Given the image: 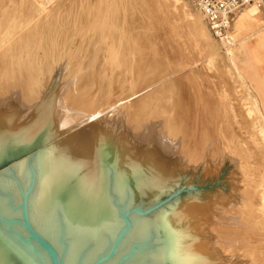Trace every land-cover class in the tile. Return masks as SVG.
<instances>
[{
    "label": "rangeland",
    "instance_id": "374dc122",
    "mask_svg": "<svg viewBox=\"0 0 264 264\" xmlns=\"http://www.w3.org/2000/svg\"><path fill=\"white\" fill-rule=\"evenodd\" d=\"M98 1L99 0H97V2H96V0H28V1L26 0V2H25L24 0H7V1L6 0H0V6L2 5L0 7V10L2 9L1 13H0V15H1L0 16V22L3 19L5 21L9 20L11 23V25H10V23H9V25L11 27L13 25H14L13 27H16V25H20L19 23H21L22 19L27 20L28 15L33 14V12L37 13V10L42 9V7H45L47 9H49V12H48L49 14L48 13L46 14V12H45L44 15H43V13L39 16L36 15L35 18L37 20L33 16L32 17L34 19L33 21L36 20L35 25L38 28V30L41 29L40 32L44 31L47 27H49V25L52 26V22L54 20H56V21H54L55 23L53 22V25H55V26L61 25V28H63L62 29L63 32L60 30V33H62V34H60L59 36L61 38L63 37L64 39L62 38V40L59 42V41H56L58 39L56 37L55 43H57V44H54L55 48H61V46L64 44L62 47V51L66 52V53H69L71 51L70 53L75 52V54H77L78 51H80L79 52V54H80L81 50L83 49L82 53H81L82 55L81 54L80 55L77 54V55H79L81 57H83V56L85 57L87 55L88 58L90 55L94 54L93 53L94 51L92 52L93 48L96 51L95 54L97 52L99 54L100 52L102 53V52L106 51L107 53L104 52L102 54L112 55L111 57H114V58H110V60H111V62H114L112 64H117V65H118V63H120L119 57L122 58L124 55L127 57V54H128V56H132V58H134V59L136 57L138 59L140 54L144 53V52L142 53V50L138 48L139 46L142 48V45H138L136 43V45H138V47L134 48L132 46L133 44H135V42L132 43L131 46L134 48L136 53L134 52V50H132L133 48L130 46H129V49H127L126 46L130 45V44H127V43H129V39H128V41H126V46L124 49H126L127 51L129 50V51L127 52V54H124V55L122 53L121 54V56L123 55L122 57L119 56L121 52L125 51V50H122L124 47V43H122V42H123V40L125 42V39L122 37L124 34L123 30L119 29L121 26L123 27L126 23H127V25L129 23L134 24V22H135L134 27H136L135 29H138V31L137 30H135V31H137V32L142 31L141 32L142 35L143 34L144 35L150 34L149 36H151V34H153V32L155 31V34H153L154 36L152 35L151 37H155V39L158 38V40L160 41V43H158L157 47L162 52V62L159 63L158 65L154 64V61L159 60V56L157 55L156 56L157 59H156V57L154 56V55H156V53L151 51L149 53V55H150L149 58H151L153 61H152V64L151 63L148 64V68H143V71H139L138 69H136V71L133 70L132 72H130V74H132V75L130 76V74H129V76L131 77L132 80L130 79V77L127 78L128 77L127 75H125V76L120 75V79L123 77L121 80L119 79L122 84L124 83V81L128 80L126 82L129 85L131 82H133L136 79V81H134L131 84L132 86L131 85L129 86L130 89L128 88V85L125 84L126 82L124 83L126 86H123L121 88L122 84L120 83L121 84V86H120V84H119L120 81L118 80V77H119L118 76L117 77L118 81H116L117 82L116 84H119V86L116 87V84L114 82V85H115L114 87L117 90L114 94H117L116 95L117 97L113 93H110V94L107 93V94H108V96L113 94L114 99H112V100H114L115 102H117V100H119L118 99V97L120 96L119 93L121 94V97L122 96L124 97V99L131 97L132 99L128 100V101H130V103L127 100H125L124 105H126V106L129 104L132 105L136 100L141 99L142 97L146 96L147 95L146 93L150 94V93H152L153 90H154L153 92L156 93L157 92L156 89H158V88H160V90L158 89L160 92H157V94L159 93V95H160L163 93L164 95L165 94L170 95V97L165 95L167 99L169 98V101L172 100V102H176L178 99L177 97H179V100L177 101L178 104L176 105L177 111L175 108H173V113H174V111L178 112V113H179V111L180 112L186 111V114H189V118L191 117L190 120H189V118L184 119L187 121V123L185 121V125L183 124L184 120H182L183 125L180 123L182 125V126L179 125L180 128H182L180 130V135H184V133L186 134V130L190 129L191 133L194 134V136L196 138V142L193 145H191L189 152L185 153V155H182V159H183L184 163H182V165L178 167L177 171L175 172L176 175L162 179L163 182H166L168 180H172L173 181L172 184L162 185L163 187H161L159 189L156 188L153 191L149 185H139V184L135 183L136 181H132L131 177H130L131 174H129L131 171L125 173L126 170H124V169H122V170L116 169L115 174H116L117 186H118L119 193L121 195H123L124 186L126 183H128L132 189L133 204L137 203L140 199H142L143 200L142 204L147 208L152 203H154L155 201L160 199L161 197L168 195L175 190H182V189H186V188H190V187H202V186L217 185L214 187L213 191L211 192V194L209 195L208 198H206L205 200L200 199V200H203L204 203L202 201H198L199 199L193 198V199L186 200V201L182 202L181 208H177V209L169 208V209H165V210L161 211L160 223H161L162 228L164 227V223H166L167 219H169V221H175L178 218L177 212L181 211L182 208L184 209L185 205L190 204L191 202H194L195 200L197 202H200L199 204H201V205H207V204H210L211 202H213L214 204H218V203L226 201V202H228V203H225L226 206H223V207L219 206V207H217V208L215 207V208L217 209V213H220L221 211L226 212L229 216H227V214H226L225 217H227L228 220H230V221H227V219L225 218L224 220L226 222L225 221L224 222L226 224H225V226L223 225L224 227L213 226V228H212L211 222L208 223L206 221V223H204V224H206V226L203 225L204 226L203 229L204 230L206 229V233H203V232H205L204 230L199 231V233L202 232V235L205 234V235H203V236L201 235V236L203 237V239H205V242L207 240L206 244H209L211 246V248H210L211 250H213L212 248L216 249V251L213 250L215 252V254H217L218 251L219 252L221 251V249H217V248H224L226 244L228 245L230 243L229 246L225 247L226 249H222V253L217 254V256H219V258L221 260H223V262L225 261L224 264L225 263L231 264L232 261H233L232 264H234V263H236V264H240V263L241 264H264V185H263V183H264V175H263L264 174V168H263L264 167V133L261 131L262 126L264 127V71H263L264 70V45L258 44L256 41L258 38L264 36V8H260L256 4L252 3V4H249L245 7H243L240 10V12L237 13V15L235 17V21H234V30H233V33H231V37L233 38L231 41V42H233V44L231 45V44H227V43H221L219 40H217L211 34L209 27H208V24H207L206 20L204 19L203 15L194 7V5L189 0H179V2L176 4L177 6L175 5V0H159V1L158 0H102V1L100 0L99 2ZM5 3H7V4H5ZM73 3H74V5H73ZM111 3H113L112 4L113 6H111ZM14 4H16V5H14ZM87 4H90V5H87ZM121 4H122V6H121ZM39 5L41 6V8L39 7ZM15 6H17L18 8L17 9L14 8V10H13V7H15ZM26 6H29V7H26ZM33 6L37 7V8L35 7L36 12L34 11ZM80 6H81V8H80ZM8 7H9V9H8ZM85 7H87V8H85ZM112 7L114 9H112ZM123 7H126L127 10ZM22 8H24L25 11ZM56 8H57V10H56ZM101 8H102V11H101ZM119 8L120 9L122 8V9L118 10ZM7 9L10 12L9 14L7 13ZM20 9H22L23 11ZM32 9H33V11H32ZM103 9H105V10H103ZM106 9H108V11ZM109 9H110L109 14H111V15L108 14ZM111 9H112V11H111ZM124 9H125V11H124ZM27 10H29L30 13ZM71 10H73L74 14L72 13ZM114 10H115V16L117 15L116 17L118 19L113 15ZM117 10H118V14H120V15L116 14ZM187 10H188V12H187ZM69 11H70V13H69ZM92 11H94V14H92L93 13ZM104 11L105 12L107 11L106 14ZM121 11H122V13H121ZM251 11H258L259 12V14L257 16H255L258 27H250L248 29H240V27L238 26L239 17L243 13H245V12L251 13ZM27 12H28V14H27ZM50 12H52V13H50ZM96 12H97V18H95ZM100 12H101V14H100ZM182 12H183V14H182ZM67 14H68V16H67ZM9 15L14 16L11 18V20L13 19V24L9 18L10 17ZM2 16H4V18ZM16 16H18V17H16ZM45 16H46V18H45ZM70 16H72L71 19H70ZM86 16H88V17L86 18ZM109 16H111V18ZM6 17H7V19H6ZM25 17H26V19H24ZM32 17H30L29 19H31ZM42 17L44 18V20ZM50 17L52 18V22H51ZM53 17L55 18L54 20H53ZM65 17L68 19H66ZM89 17H91V18L94 17L95 19L92 18V20H89V19H91ZM58 18H60V20ZM119 18H120V20H119ZM17 19H18V21H17ZM48 19H49V21H47ZM62 19H63V21H62ZM78 19H80V21ZM113 19H114V23H116V24L118 23L117 27L122 22L118 28V32L120 31V34L116 33V31L113 30L114 28H115V30L117 29V27L115 26L116 24L113 25L114 24L112 22ZM4 20H3V22L5 23ZM23 20H22V22H23ZM86 20H87V22H86ZM197 20H200V21H197ZM30 21H32V19ZM60 22H61V24H60ZM96 22H97V24H96ZM1 23H0V25H3ZM7 23H8V21L4 25H6ZM93 23H94V26H93ZM109 23H111V25H113L115 27L113 28L112 26H110ZM62 24H65L67 26L70 25L71 27L67 28V26L65 27V25H62ZM104 24H105V26H104ZM141 25H143L142 26V27H144L143 29H139V27H137V26H141ZM62 26H64L65 28ZM89 26H90V28H88ZM97 26H98V29H97ZM128 26L130 28L132 27L131 25H128ZM78 27H79L80 31H79ZM91 27H92V29H91ZM93 27H94V30H96V31L93 30ZM70 28L73 30H71ZM108 28H112V29L109 30ZM4 29H6V28L4 27ZM4 29H3V32L5 31ZM68 29L71 31V33H69L70 31H68ZM131 29L133 30L134 28L132 27ZM197 29H198V31H197ZM199 29H200V31H199ZM64 30L67 31V33H65ZM103 30H106L107 32L106 31L102 32ZM73 31H74V33H73ZM84 31H85V33H84ZM99 31L101 32V34ZM135 31L134 32L131 31V33L135 34ZM93 32L96 36L97 35L98 36L96 37L93 34ZM113 32H115V35ZM197 32H199V33H197ZM86 33H87V35L89 34V36H87V39H88V37L89 38L93 37L96 39H98L100 37V40L99 39L98 40H99V42L102 41L101 43H104L103 41L106 42L109 39L106 42L107 45L116 36V34L118 36L116 38L120 39L121 41L117 42L115 39L116 43H114L113 48L115 46L117 48L116 47L114 48V53H113V49L111 51L110 50L111 48H107L106 44L102 45V47H105L107 50L105 48H102V47H100V49H97V48H99L98 47L99 45L94 46V45H96V43H93V44L88 46L87 43L82 42L86 39V37H85ZM103 33H105V35H107V36H105V35L103 36ZM253 33H255V34H253ZM258 33H260V35ZM63 34H65L66 36ZM204 34L206 36H204ZM40 36H41V39L39 38ZM40 36L39 37L37 36L36 39H38V40L40 39L39 43L46 45V44H44L45 42L42 41V39L44 37L43 32L41 33ZM56 36H58V35H56ZM68 36H69L68 41H70V42L65 40ZM160 36H161V38H160ZM60 37L58 40L61 39ZM84 37H85V39H84ZM111 37H113V38H111ZM122 38H123V40H122ZM38 40H36V41H38ZM63 40H64V42L66 41L67 44L71 43L70 45L69 44L68 45L70 46L69 50H70V48L72 50H70V51L66 50L65 51L66 42L60 44ZM246 40H248V41H246ZM42 42H44V43H42ZM72 42H73V44H72ZM130 42H131V40H130ZM81 43H82V45H81ZM101 43H100V45H101ZM118 43H120L122 45H119ZM41 44H39V46H41L40 49H42V46H43ZM76 46H78L79 49ZM121 46H122V48H121ZM88 47H90L92 49H90V48L88 49ZM241 47H242V51H238V49L236 50V48H241ZM101 48L103 49V51L101 50ZM49 49H51V48H49ZM120 49H121V52H120ZM143 49H144L143 51L146 50V48H144V47H143ZM169 49H171V50H169ZM99 50H101V51L99 52ZM108 50L111 51L113 54L109 53ZM130 51H131V53H130ZM83 52H84V54H83ZM125 53H126V51H125ZM133 53H134V55H132ZM98 54H96L97 57H96V55L93 57H96V59H97ZM105 55H103V56L107 57V55L106 56ZM136 55H139V56H136ZM145 55H146V53L143 54V56H145ZM99 56H102V55H99ZM103 56L101 59H104ZM143 56L141 55V57H139V58H142ZM89 59H91V56ZM96 59H94L95 62H96ZM101 61H99V62H101ZM97 62H98V60H97ZM103 62L104 61H102L101 63L103 64ZM133 63H136V62H133ZM137 64H138L137 66H139L140 63L137 62ZM134 66H136V65H134ZM137 66H136V68H137ZM164 73H167V75L169 74L167 76L168 79H166V75ZM141 74H142V76L140 77ZM148 74H150V75H148ZM162 74H163V76H162ZM125 77L127 79H125ZM153 78L158 79V81L160 82V83L158 82L159 85L157 82L155 84V81H157V79L154 80ZM165 79L168 80L167 82H169V84H171V86H169L168 83L165 82L166 81ZM122 80H124V81H122ZM141 80H142V83H141ZM153 80H154L153 84L157 85V86L153 85L154 88L152 87V83H151ZM129 81H131V82H129ZM148 81L150 83H148ZM139 82L141 83V85L142 84L143 85L141 86ZM161 82H162V85H160ZM163 83L166 86H164ZM146 84L147 85L151 84V86L147 87L148 89L146 88L145 91L143 92L142 91L144 89L143 87L147 86ZM118 87H119V89L121 88L120 90H123V92L121 91L122 93L119 91ZM123 88H126V90L124 91ZM131 88H132V90H131ZM167 88H168V90H167ZM161 89H163V90H161ZM134 91L138 92L137 93L138 95H136V94H134V96H131L132 94L129 95L131 92L134 93ZM140 91H141V93H140ZM124 92H125V96L123 94ZM126 93H127V97H126ZM11 95H13V94H10V98H11ZM128 95L130 97H128ZM7 96H9V95H7ZM175 96L177 99L174 98ZM123 97L120 98V100H122V101L119 100L120 104L118 102V103H116L118 105H115L116 111L118 109H120V113H121V111H123V110H121V109H123V108H121L122 107L121 103L124 100ZM0 98L2 99L1 96H0ZM171 98H173L174 100ZM11 100L14 101V98H12ZM65 100L67 101V98ZM13 101H11V102H13ZM68 101H69V99H68ZM69 102H71V101H69ZM126 102H127V104H126ZM0 104H1V100H0ZM179 104H180V107H179ZM133 106L134 105H132V107ZM113 108H114V106L109 109V110H114V111L110 112L111 115L115 113V109H113ZM129 110H130V108H125L124 112L127 114ZM139 110L140 109H138V108H136L135 110H134V108H132L131 111H129L130 113H128L129 114L128 117H130V115L132 114L133 116L131 115V120L134 121V118L137 117V115H138L137 113L139 112ZM124 112H122L121 114L124 115L125 114ZM132 112L133 113L136 112L137 115L135 113L133 114ZM120 113L118 112L117 117L119 115L118 121L121 124L117 120H113V125H111V127H109V128L103 127V130H105V129L109 130V131L106 130L107 132L106 131H104V132L109 133L111 135V137H113L111 139L114 140L115 145L118 144V142H116L117 140L121 141V140L125 139L127 142L123 141L124 144L119 142L118 148H120L121 147L120 144H122V146L124 145V148L126 147V149H127L128 146H131L133 144V143L132 144H130V143L134 142V141H128V140H135V139H129V135H126V133L128 132V129L125 128L126 127L125 124H126V121L128 120V117L126 115V117H125L126 119H125L121 116ZM183 113H185V112H183ZM108 115H110V114L108 113ZM134 115L136 117H134ZM101 116H103V114H99L98 116L93 117V119L91 118L92 120L90 118H89L90 120L87 119L86 122L85 121H84V123L82 122V124L80 126L77 125L76 127H73V129L70 130L69 132H67V134L63 133V135L61 134L60 136L56 137V139H54V141L58 142V139L60 140V138L62 136L65 138L66 136L68 137V136L73 135L79 128H82L83 126H86V125L87 126L90 125L91 123L95 122ZM120 116L123 119V121L126 120L125 124L120 121L121 120ZM132 117H133V119H132ZM115 119H117V118H115ZM23 120H24V118L22 119V121ZM115 122H116V126L114 124ZM4 124L5 123H3V125ZM3 125H2V123H0V126L3 127ZM120 125H121V127H120ZM110 128H111V130H110ZM179 129L176 130L177 133L179 132ZM103 130H102V132H103ZM37 131H39V129L32 132L33 135ZM124 133H125V135H124ZM121 134H122V136H121ZM6 136H11L13 140L10 143H8L6 141H2V143L0 144V151L7 150L11 146L21 145L24 142L29 143L30 137L27 138V136H32V134L30 133V134H27V136H19V135L15 134L14 132H6L0 136V140H1V138L3 140ZM127 136H128V138H125ZM116 137H118V138L116 139ZM130 137L134 138V136L133 137L130 136ZM137 140H135V141H137ZM176 140H178V142H180L183 139L177 138ZM128 142H129V145H128ZM137 142L141 143L140 141H137ZM174 142L175 141H172V143L176 145L177 142H175V143ZM41 147H44V146L42 145ZM41 147L38 146L36 148H33L24 158L35 153L36 151L39 152ZM124 148H123V150H124ZM128 150H129V148H128ZM120 151H121V149H120ZM135 154H137L136 158H138L139 156L140 157L142 156L138 152H135ZM132 160H130V161L134 162ZM16 162H17V160L6 159L5 161H3L0 164V171H2L4 169H6L7 167L15 164ZM133 166H135V164H133ZM258 174H259V176L261 175V179L263 181H261ZM255 175H257L256 179H259V181L262 182L261 184L259 183L261 186L257 185L258 183L256 185L254 183L252 184V177H254ZM232 180H233V182H234V180L238 181L237 182L238 185H233ZM40 182H41V180L39 179V184L37 187L35 200L39 194L38 192H39L40 188H42V185H40ZM103 186H104V188H103L104 193L103 194H105V197H106L105 199L107 200L105 203L107 206L103 209V211H107V209L109 208L110 213H108L106 215V217H107L106 220L113 222V208H112L111 203H110L109 198H108L107 185H103ZM221 194H223V195H221ZM206 200H208V202H206ZM232 202H233V205H231ZM229 204L231 205V207ZM35 206H36V204H35ZM207 211L210 212L211 210H207ZM208 214H210V213H208ZM181 215H182V218H184V219L190 218V217H187L186 214H181ZM199 218L203 219L204 217L200 216ZM233 220L236 222L235 224L237 226L235 224L233 225V222H234ZM227 222L230 223V226H226V225H229ZM214 223L215 222H213V225H214ZM232 226H235V227H232ZM207 227H209L210 229L207 230ZM214 228H216L217 230ZM200 230H202V229H200ZM209 230H212V231H209ZM207 231H209V232L207 233ZM211 233H214L215 235L217 234L219 237H215V235L213 234L214 235L213 236ZM220 236H222L225 239H229L230 242L228 240H225V239H224L225 242L222 241L223 238ZM210 237H211V239H210ZM241 237H242V239H241ZM212 239L214 242L211 241ZM233 239H234V241H233ZM237 240H239V241H237ZM212 243L214 244L215 247L212 245ZM209 245H207V246H209ZM222 246H224V247H222ZM229 248H230V250H229ZM236 248H238V249L240 248V249L238 250ZM224 250H225V252L229 251V252H227V254H228L227 257H225L226 253L224 256V252H223ZM230 252H232V253H230ZM220 254L223 255V257L222 256L220 257ZM236 254H238V255H236ZM229 255L234 256V258H236V259L232 260L231 256H229ZM228 257H230L231 259ZM239 258H241V259H239ZM227 259L231 260V261H228ZM236 260H238L237 261L238 263L236 262Z\"/></svg>",
    "mask_w": 264,
    "mask_h": 264
},
{
    "label": "bare ground",
    "instance_id": "6f19581e",
    "mask_svg": "<svg viewBox=\"0 0 264 264\" xmlns=\"http://www.w3.org/2000/svg\"><path fill=\"white\" fill-rule=\"evenodd\" d=\"M24 1L26 2V0H24ZM96 2H97V0H96ZM178 2H179V0H175V5ZM113 3H111V6H113L112 5ZM5 4H7V3H5ZM14 5H16V4H14ZM73 5H74V3H73ZM87 5H90V4H87ZM121 6H122V4H121ZM26 7H29V6H26ZM35 7H34V11L36 12ZM39 7L41 8L40 5H39ZM14 8L17 9L18 7L17 6L13 7V10H14ZM80 8H81V6H80ZM85 8H87V7H85ZM123 8H125L127 10L126 7H123ZM8 9H9V7H8ZM8 9H7V13L9 14L10 12L8 11ZM22 9H24V8H22ZM22 9H20V10H22ZM112 9H114V8L112 7ZM112 9H111V11H112ZM121 9L119 8L118 10H121ZM125 9H124V11H125ZM1 10H0V13H1ZM56 10H57V8H56ZM103 10H105V9H103ZM106 10L108 11V9H106ZM118 10L116 11L117 12L116 14H118ZM24 11H25V9H24ZM27 11H29V10H27ZM32 11H33V9H32ZM71 11L73 13V10H71ZM94 11H92L93 12L92 14H94ZM101 11H102V8H101ZM122 11H121V13H122ZM45 12L47 14L49 12V9L42 7V9L37 10V13L33 12V14L28 15L27 20L22 19L23 22L21 20V23H19L20 25H16V27H13L14 25L11 27L10 26L11 23L9 20H7L8 25L7 24L4 25L7 22L3 19L5 15L2 16L3 18L1 17L5 21V23L3 22V20L1 21L2 23L0 22L1 24H3V25H0V94H1L0 96L2 97V99L0 98V100H1L0 123H2V125H3V123H5V124L3 125V127L0 126V136L6 132H14L15 134H17L19 136H27V134L31 133L32 136H27V138L30 137L29 143L24 142L21 145L11 146L7 150L0 151V164L3 161H5L6 159L17 160V162L15 163V166H16L17 171L20 174L25 169V159L26 158H24V157L33 148H36L38 146L41 147L43 145L44 147H41L39 152H38L39 168H40L39 179L41 180L40 185H42V188H40V190L38 192L39 194L35 200V202H36L35 203L36 206L34 207L35 215L38 217H43L47 213L48 209L50 208V206L52 205L54 200L59 199L60 202L65 206L66 215L69 217L71 222L82 224V225H87V226H92L97 221H99L101 218L107 219L106 215L108 213H110L109 208L107 209V211H103V209L107 206L105 204L107 200L105 199L106 198L105 194H103L104 193L103 192V188H104L103 185H107V173L109 170L107 163H109L113 167L115 172H116V169L117 170L118 169L119 170L124 169V170H126L125 173L131 171L129 174H131L130 177H131L132 181H136L135 183L139 184V185H149L152 188V190L154 191V189H156V188L159 189V188L163 187L162 185L172 184V182H173L172 180H168L166 182H163L162 179L176 175L175 172L177 171L178 167L181 166L182 163H184L183 159H182V155H185V153L190 151L191 145H193L196 142V138H195L194 134L191 133L190 129L186 130V134L184 133V135H180V130L182 128H180L179 125L182 124V120H184L185 118H189V114H186V111H182V112L179 111V113L174 111V113H173V108L176 109V105L178 104L177 101L179 100V97H177L178 99L176 98V96L174 97L177 99L176 102H172L171 99H173V98H171L170 99L171 101H169V98L167 99L166 96L170 97V95L165 94L166 95L165 96L162 92H161L162 94H160V95H159V93L157 94V92H160L159 91L160 88H158L159 90L155 88L157 91L156 93H154L153 92L154 90H153L152 93H150V94L146 93L147 95L146 96L143 95L144 97L141 96L142 97L141 99L136 100L132 104L135 107L134 106L132 107V105H130V104L126 106V105H124V103H125V100L128 101L129 99H132L129 95H131V94H132L131 96H134V94L138 95L137 94L138 92H136V91H134V93L131 92L128 95V97H130V98L124 99V97L122 96L124 100L121 103V106H122L121 108H123V109H121V110H123V111H121V113L124 112L125 108H130L129 111H131L132 108H134V110L136 108L140 109L139 112L137 111L138 115L136 114V112H134L137 115V117L134 115V117H136V118H134V121L131 120L132 114L130 115V117H128V115H129L128 113H130L129 111L127 114L124 112L125 114L122 115L120 113V109H118L117 111L115 109V105H118L116 103L119 102V104H120V101H122V100H120V98H122V97H121V94L119 92L118 93L120 96L118 95L119 96L118 99L120 101L117 99H116L117 102L112 100V99H114L113 94L117 91L116 88L114 87L115 86L114 82H115V84L117 83L116 81H118L120 79V75L121 76L127 75L128 77L127 76L126 77L129 78L132 75V74H130V72H132L133 70L136 71V69H138L139 71H143V68H148V64H150V63L152 64V61H153L151 58H149V56H150L149 53L151 51L156 53V55H154L155 57L157 55L159 56V60L154 61V64L158 65L159 63L162 62V52L157 47L158 43H160V41L158 40V38L155 39V37H151L153 34H155V31L154 32L152 31L153 34H151V36H149L150 34L149 35L148 34L142 35V33H141L142 31L137 32L138 29H135L136 28V27H134L135 22H134V24H130V23L128 24L134 28L132 30L131 29L132 27L130 28L126 22H125L126 24L123 27L121 26L119 28V26L121 25L122 22L120 23L118 21L120 24L117 27L118 23L117 24L114 23V19H113V21H112L114 23L113 25L116 24L115 26L117 27V29L115 30V28H114L115 26L111 25L112 22L109 23L110 26H112L114 28L113 30L116 31V33H118V34H120V31L118 32V28L120 30H123V32H124L123 36L121 35L125 39V42H124V40L122 38V40H123L122 43H124V47L122 50H125L126 53H125V51L121 52V49H120L121 53L119 56H121L122 53H123V55L127 54V52L129 51V50L127 51L126 49H124L126 46V41H128V39H129V43H127V44H130V45L126 46L127 49H129V46L130 47L133 46L134 48H136V47H138V45H142V48L140 46L138 48L142 50V53L143 52L146 53L145 56H143L144 53L140 54V56L136 55L139 57H141V55L143 56L142 58L138 57V59L136 57L134 59V58H132V56H128V54H127V57L125 55L124 56L122 55L123 57L122 56H121L122 58L119 57L120 63H118V65H117V64H112V63H114V62H111V60H110V58H114V57H111L112 55L106 54L107 57H104L103 55H105V54H102V53H104L106 51H104L102 53L100 52L101 50L103 51L102 48H105V47H102V45L106 44V47L111 48L110 49L111 51L113 49V53H114V48L116 47L115 46L113 48L114 43H116V41L117 42L121 41L120 39L116 38V37H118L117 34L114 38L111 37L113 39L112 40L110 39L111 41L107 45L106 42L109 39L106 42L103 41L104 43H101L102 41L99 42L100 37L98 38L99 40L96 38H93V37H90V38L88 37V39H87V36H89V34L87 35V33H86V35H85L86 39L84 37L85 40L82 42L87 43L88 46L93 44V43H96V45H94V46L99 45L98 46L99 48H97V49H100V47H102L101 50H99L100 53L99 54H98V52L96 53V54H98V58L100 57L99 58L100 60L98 58L96 59L97 55L95 54L96 51L94 48L92 49V48L88 47V49L89 48L92 49V52L94 51L93 53L96 55V57H93L95 55L92 53L93 55H90L91 59H89L90 56L88 58L87 55L85 57L79 56L82 53L83 49L81 50L80 54H79L80 51H78V53L76 52L79 55L75 54V52L70 53L71 52L70 50H72V49L70 48V50H69V47H70L69 45L71 43H68L69 44L68 45L66 41H65L66 42L65 45L67 47L65 46V51L69 50L70 54L62 51V47L64 44L61 46V48H55L54 44H57V43H55V38L57 37L59 39V37H60L59 35L62 34V33H60V30L62 31V29H63V28H61V25H59V26L53 25V22L56 21V20H54L55 16L53 17V20H54L53 22H52V18L50 17L51 22H52V26L49 25V27H47L44 31H42L44 34L42 41L45 42V43L44 42H42V43H44L46 45L39 43L40 39H41L40 35L42 32H40L41 29L39 28L40 30H38V28L35 25L36 20H37L35 18V16L36 15L39 16L42 13L44 15ZM97 12L95 13L96 14L95 18H97ZM106 12H105V14H106ZM187 12H188V10H187ZM29 13H30V11H29ZM50 13H52V12H50ZM69 13H70V11H69ZM109 13H110V9H109L108 14ZM27 14H28V12H27ZM100 14H101V12H100ZM182 14H183V12H182ZM258 14H259L258 11H251V13L250 12L249 13L248 12L243 13L238 19V26L240 27V29H248L250 27H258L256 17H255ZM109 15H111V14H109ZM113 15L115 16V10H114ZM118 15H120V14H118ZM32 16L36 19L35 21H33L34 19ZM46 16H45V18H46ZM67 16H68V14H67ZM72 16H70V19L72 18ZM12 17H14V16L11 15L9 17L10 20ZM16 17H18V16H16ZM30 17H32L31 18L32 21H30L31 20V19H29ZM87 17L88 16H86V18ZM109 17L111 18V16H109ZM89 18H91V17H89ZM92 18H94V17H92ZM92 18L89 20H92ZM6 19H7V17H6ZM18 19H17V21H18ZM24 19H26V17ZM58 19L60 20V18H58ZM66 19H68V18H66ZM43 20H44V18H43ZM78 20L80 21V19H78ZM119 20H120V18H119ZM47 21H49V19ZM62 21H63V19H62ZM197 21H200V20H197ZM11 22L13 24V19L11 20ZM86 22H87V20H86ZM9 23H10V25H9ZM60 24H61V22H60ZM65 24H62V25H65ZM96 24H97V22H96ZM66 26L67 25H65V27ZM93 26H94V23H93ZM104 26H105V24H104ZM142 26L143 25L137 26V27H139V29H143L144 27H142ZM4 27L6 29H4ZM62 27H64V26H62ZM69 27H71V26L70 25L67 26V28H69ZM88 28H90V26ZM3 29L5 30L4 32H3ZM78 29H79V27H78ZM91 29H92V27H91ZM97 29H98V26H97ZM108 29L111 30L112 28H108ZM71 30H73V29H71ZM93 30H94V27H93ZM135 30H137V31H135ZM68 31H70V30L68 29ZM79 31H80V29H79ZM94 31H96V30H94ZM104 31H106V30H103L102 32H104ZM131 31H133V32L135 31V34L131 33ZM197 31H198V29H197ZM199 31H200V29H199ZM65 33H67V31H65ZM69 33H71V31ZM73 33H74V31H73ZM84 33H85V31H84ZM113 33L115 35V32H113ZM197 33H199V32H197ZM93 34H94V32H93ZM100 34H101V32H100ZM253 34H255V33H253ZM258 34L260 35V33H258ZM56 35H58V36H56ZM63 35H65V34H63ZM104 35H105V33H103V36ZM37 36L38 37L40 36L39 40L36 39ZM69 36L65 40L68 41ZM105 36H107V35H105ZM204 36H206V35L204 34ZM62 38L60 40L57 39L56 41L60 42L62 40ZM160 38H161V36H160ZM115 39H116V41H115ZM36 40H38V41H36ZM130 40H131V42H130ZM248 40H246V41H248ZM256 41L258 44L264 45V36L258 38ZM65 42L63 40L60 44L65 43ZM68 42H70V41H68ZM134 42H135V44H133L131 46V44ZM38 43L43 45L42 46L43 50L40 49L41 46H39ZM100 43H101V45H100ZM136 43L138 45H136ZM72 44H73V42H72ZM118 44L122 45L120 43H118ZM230 44L232 45L233 42H231ZM81 45H82V43H81ZM76 47L79 49L78 46H76ZM143 47L146 48L145 51H143L144 50ZM49 48H51V49H49ZM121 48H122V46H121ZM134 48L132 50H134ZM237 49H238V51H242V47L236 48V50ZM169 50H171V49H169ZM111 51H109V53H112ZM134 52H135V50H134ZM130 53H131V51H130ZM83 54H84V52H83ZM99 55H102L104 57V59H101L102 56H99ZM132 55H134V53ZM94 59H96V62ZM156 59H157V57H156ZM97 60H98V62H97ZM101 60L104 61L103 64L101 63L102 62ZM99 61H101V62H99ZM133 62H136V63H133ZM137 62L140 63L139 66H137L138 65ZM134 65H136L137 68ZM129 74H130V76H129ZM164 74L166 75V79H168L167 76L169 74L168 75H167V73H164ZM148 75H150V74H148ZM141 76H142V74L140 75V77ZM162 76H163V74H162ZM117 77H118V80H117ZM126 77H125V79H127ZM157 78H155V79H157ZM130 79H131V77H130ZM154 80L151 82L152 87H153V85L156 84V82L157 83L159 82L157 79V81H155V84H153ZM122 81H124V80H122ZM126 81H128V80H126ZM126 81H124V83ZM134 81H136V79ZM167 81L168 80H166L165 82L168 83L169 86H171V84H169V82H167ZM129 82H131V81H129ZM133 82H131L129 85L127 84V82L125 84L128 85V88H129V86ZM162 82L160 85H162ZM120 83H121V81L119 82V84ZM141 83H142V80H141ZM141 83H140V85H141ZM148 83H150V82L148 81ZM159 83H158V85H159ZM164 83H163V85H164ZM119 84H116V87L119 86ZM121 84H120V86H121ZM123 84H122L121 88L123 86H126L125 84L124 85ZM149 86H151V84L143 87L144 89L141 87L143 89L142 91L144 92L145 89ZM155 86H157V85H155ZM164 86H166V85H164ZM132 88H131V90H132ZM118 89H119V87H118ZM120 89H119V91L123 92V90H120ZM123 89H124V91L126 90V88H123ZM161 90H163V89H161ZM167 90H168V88H167ZM107 93L108 94L113 93V94L108 96ZM140 93H141V91H140ZM10 94H13V95H11V98H10ZM123 94L125 96V92ZM7 95H9V96H7ZM114 95L116 96L117 94H114ZM126 97H127V93H126ZM12 98H14V101L11 100ZM66 98H67V101L65 100ZM68 99L71 102H69ZM11 101H13V102H11ZM128 102L130 103V101H128ZM126 104H127V102H126ZM113 106H114L113 109H115V113L111 115L110 112L114 111V110H109V109L112 108ZM179 107H180V104H179ZM176 111H177V109H176ZM118 112L121 114V116L123 118H125L126 115L128 117V120H127L128 122L125 120L126 121V124H125V121H123V119L120 116V118H121L120 121L123 122L126 126L125 128L128 129V132H127L128 134L126 133V135H129V139H135V140L138 139L137 141H140L141 143H138L135 140H128V141H134V142L130 143V144L133 143L131 146H128L126 149V147L124 148V145L122 146V144H120L121 147L118 148L119 142L124 144L123 141H126V140L125 139L121 140V141L117 140L116 141V142H118V144H117L118 146H117V145H115L114 140L111 139L113 137H111V135L109 133L104 132L107 129L103 130V127L109 128V127H111V125H113V120H117V121L119 120L118 119L119 115L117 117ZM183 112H185V113H183ZM108 113L110 115H108ZM99 114H103V116H101L98 119L96 118L97 120L95 122L91 123L88 126L86 125V126H83L82 128H79L73 135L70 134L71 136H68V137L66 136L65 138L62 136L60 138V140L58 139V142L54 141V139H56V137L60 136L61 134L63 135V133L67 134V132L72 130L73 127H76L77 125L80 126L82 124V122L83 123H84V121L86 122V120L89 118L93 119V117L98 116ZM23 118H24V120L22 121ZM115 118H117V119H115ZM190 118H189V120H190ZM132 119H133V117H132ZM185 121L186 120H184V122H183L184 125H185ZM186 123H187V121H186ZM114 124L116 126V122ZM120 127H121V125H120ZM38 129H39V131L35 132L33 135L32 132H34L35 130H38ZM177 129H179L178 133L176 131ZM102 130H103V132H102ZM110 130H111V128H110ZM107 131H109V130H107ZM261 131L264 133V127L263 126H262ZM124 135H125V133H124ZM121 136H122V134H121ZM130 136H132V137L134 136V138H131ZM117 138L118 137H116V139ZM125 138H128V136ZM177 138H181L183 140L178 142V140H176ZM12 140L13 139L11 136H6L3 140L1 138L0 144L2 143V141H6V142L10 143ZM172 141L177 142L176 145L173 144ZM128 145H129V142H128ZM122 147L124 148V150ZM128 148H129V150H128ZM120 149H121V151H120ZM135 152H138L142 156L141 157L139 156L138 158H136L137 154H135ZM130 160H132L134 162H131ZM133 164H135V166H133ZM256 176L257 175L252 177V184L254 183L256 185L258 183L257 185H260L262 183L261 181H263L261 179V175L259 176V174H258L261 181H259V179H256ZM235 181L236 180H234V182H233V180H232L233 185H238V183H237L238 181H236V182ZM263 185H264V183H263ZM221 195H223V194H221ZM198 201H202L204 203L203 200L199 199ZM206 202H208V200H206ZM233 202L231 203V205H233ZM199 203L200 202H197L195 200L194 202H191L190 204L185 205L184 209L182 208L181 211L177 212L178 218L175 221H169V219L166 220V223H164V227L162 228V230L167 235L172 237V239L174 240L176 245L182 246V245H184L187 242L192 240L194 243V246L196 247V249L198 251V253L206 260L207 264H224L225 261L223 262V260H221L219 258V256H217V254L222 253V249H226L225 247L229 246L230 243L228 245L226 244L225 247L222 246L224 248H217L218 247L217 246L218 244H217L216 248L221 249V251L220 252L218 251V253L215 254V252L213 250L216 251V249H214V248H212L213 250L210 249L211 246L209 244H206L207 240L205 242V239H203V237H202L205 234L202 235V232L199 233V231L204 230L203 228H204V226H206V224H204V223H206V221L208 223L211 222L212 228H213V226L224 227L226 224L225 223L226 221L224 219L226 218L227 221H230V220H228V218L225 217V215L227 214L226 212L221 211L220 213H217L216 208L219 206H221V207L226 206L225 203H228V202L225 201V202H221L218 204H214L213 202H211V203L209 202L210 204H207V205H201ZM231 205H230V207H231ZM207 210H211V211L208 212ZM208 213H210V214H208ZM181 214H186V216L190 217V218L184 219V218H182ZM199 215L204 217V218L203 219L199 218L200 217ZM227 216H229V215L227 214ZM213 222H215L214 225H213ZM235 223L236 222L234 221L233 225ZM228 224L229 225H226V226H230V223H228ZM232 227H235V226H232ZM199 228L202 230H200ZM208 229H210V228L207 227V230ZM214 229H216V228H214ZM204 231L205 232H203V233H206V229ZM209 231H212V230H209ZM209 231H207V233ZM211 234L213 235L214 233H211ZM216 235H215V237H219L218 235L217 236ZM220 237H222V236H220ZM210 239H211V237H210ZM224 239L225 238H223L222 241H224V242H225V240L229 241V239H225V240ZM241 239H242V237H241ZM211 241H213V239ZM233 241H234V239H233ZM237 241H239V240H237ZM207 245H209V246H207ZM212 245L214 246L213 243H212ZM236 249H238V248H236ZM229 250H230V248H229ZM223 252H224V256L226 253L225 257H227L228 256L227 252H229V251L225 252V250H224ZM232 252H230V253H232ZM236 255H238V254H236ZM221 256L223 257V255L220 254V257ZM229 256H231L232 260L236 259L232 255H229ZM228 258H230V257H228ZM239 259H241V258H239ZM228 261H231V260H228ZM237 261L238 260H236V262ZM232 262H231V264H232ZM227 264H229V263H227ZM234 264H236V263H234Z\"/></svg>",
    "mask_w": 264,
    "mask_h": 264
},
{
    "label": "water",
    "instance_id": "95a60500",
    "mask_svg": "<svg viewBox=\"0 0 264 264\" xmlns=\"http://www.w3.org/2000/svg\"><path fill=\"white\" fill-rule=\"evenodd\" d=\"M107 165L113 222L101 218L92 226L71 222L59 199L43 217L35 215L37 151L26 157L22 173L15 164L0 171V264H207L192 240L176 245L160 216L186 200L208 198L217 185L175 190L146 208L142 199L133 204L128 183L119 193Z\"/></svg>",
    "mask_w": 264,
    "mask_h": 264
},
{
    "label": "built area",
    "instance_id": "2783aa9c",
    "mask_svg": "<svg viewBox=\"0 0 264 264\" xmlns=\"http://www.w3.org/2000/svg\"><path fill=\"white\" fill-rule=\"evenodd\" d=\"M203 15L211 34L221 43L230 44L236 14L249 4L264 8V0H189Z\"/></svg>",
    "mask_w": 264,
    "mask_h": 264
},
{
    "label": "crops",
    "instance_id": "0c3cea01",
    "mask_svg": "<svg viewBox=\"0 0 264 264\" xmlns=\"http://www.w3.org/2000/svg\"><path fill=\"white\" fill-rule=\"evenodd\" d=\"M240 12V11H239ZM237 15V14H236ZM236 17V16H235ZM233 30H234V25H233V29H232V33H233ZM264 71V70H263Z\"/></svg>",
    "mask_w": 264,
    "mask_h": 264
}]
</instances>
